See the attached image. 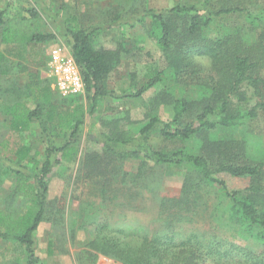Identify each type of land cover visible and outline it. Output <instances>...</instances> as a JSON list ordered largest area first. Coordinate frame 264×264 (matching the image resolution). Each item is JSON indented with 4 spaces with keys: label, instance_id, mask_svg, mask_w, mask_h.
<instances>
[{
    "label": "trees",
    "instance_id": "16d2710c",
    "mask_svg": "<svg viewBox=\"0 0 264 264\" xmlns=\"http://www.w3.org/2000/svg\"><path fill=\"white\" fill-rule=\"evenodd\" d=\"M194 1L197 4L191 8L178 5L161 11L147 10L137 18H127L125 13L119 12L105 26L83 28L70 19L61 21L62 36L80 69L92 111L103 98L140 99L148 90L161 84L165 75L164 70L154 69L139 85L133 84L132 89H121L119 93L108 90L107 78L120 62L121 53L127 51L123 44L115 49H96L94 36L115 25L133 27L134 22L143 23L150 19L155 26L152 34L156 46L166 68L171 70L172 79L183 84L195 83L200 88L195 101L174 98L171 92L162 93V99L155 103L154 109L146 111L142 121H130L125 113L114 114L110 120L104 118L102 128L108 132L101 134L100 144L107 162L101 164L99 155L84 159V169L90 173L95 171L98 176L107 173V166L112 163L128 160L140 161L139 173L143 165L149 163L162 169L186 167L193 171L184 178L178 198H160L159 208L165 217L163 231L151 234L145 231L133 244L114 239L109 234L108 225L95 229L92 250L118 258L123 264H264V160L248 151H251V144L247 142L211 137L215 131L248 127V123L258 117L259 110L264 112V9L252 12L243 0ZM39 16L36 9H30L25 16L9 19H4V11L0 12V42L4 45H26L54 40L55 35L36 32ZM177 16L187 18L182 34L175 28ZM215 23L220 24V35L206 37L205 30ZM195 56L207 58L209 66L197 63ZM29 88L26 87V91L29 92ZM41 91L44 93L46 89ZM55 93L63 100L81 97H62ZM249 93L259 100L251 107H243L241 104ZM15 97L17 102L8 107L7 113L10 129L20 133L26 131L32 122L39 121L41 107L30 110L25 103L18 101V95ZM162 101L171 106L170 115L164 119L159 118L155 108ZM122 121L130 125L142 124L137 137L121 128ZM47 122H54L52 113ZM81 125V120L70 119L68 115H58L53 126L57 133L50 134L42 125L47 146L39 168L38 162L29 156L28 147L21 146L11 151L12 156L0 153V169L14 182L12 195H20L23 200V212L19 216L0 211V239L13 240L23 246L25 264L40 262L35 253L34 232L46 212L47 181L63 160L75 155ZM153 132H158L166 141L182 145L168 151L155 149L149 143ZM188 142H194L205 152L204 155L187 149L184 144ZM4 145L2 149L5 150ZM25 160L33 166L29 168L24 164ZM115 173L118 174L117 169ZM222 173L234 178H249L251 182L243 190H229L217 177ZM121 176H126V173ZM201 183L214 187L220 193L219 199L226 205L229 225L240 226L260 249H246L234 243L226 247L219 238L211 237L206 241L196 234L185 241H174L177 225L185 221L186 212L190 210L194 214L202 205Z\"/></svg>",
    "mask_w": 264,
    "mask_h": 264
},
{
    "label": "rangeland",
    "instance_id": "374dc122",
    "mask_svg": "<svg viewBox=\"0 0 264 264\" xmlns=\"http://www.w3.org/2000/svg\"><path fill=\"white\" fill-rule=\"evenodd\" d=\"M243 1L252 12L264 9V0ZM195 4L197 2L194 0H0V12L4 11V19L25 16L30 9H36L40 13L36 20V32L55 35L54 40L45 43L4 45L0 42V153L12 156L11 151L14 152L21 146L28 147L29 156L34 158L35 163L38 162L39 168L47 146L42 125L48 128L50 134H54L58 132L53 130L58 115H68L70 119L82 122L75 144V155L63 160L47 181L46 212L34 232V248L39 264H123L118 258L92 250L95 229L108 225L109 234L114 239L133 244L137 236L143 235L145 231L149 234L163 231L162 221L165 217H162L159 208L160 198H178L184 178L193 172L186 167L162 169L152 167L149 163L147 166L143 165V170L139 173V160L114 162L107 166L109 171L100 176L95 171L90 173V170L84 169L86 156L99 155L101 164L107 162L100 144L101 134L108 132L102 128L104 118L110 120L114 114L125 113L130 121H142L146 111L154 109L155 103L162 99V93L171 92L170 95L174 98L195 101L200 88L195 83L183 84L172 79L171 70L166 68V62L158 51L152 34L155 26L150 19H146L143 23L134 22L133 27L128 24L115 25L97 32L94 46L96 49H115L123 44L127 51L121 53L120 62L107 78L108 90L119 93L121 89H132L133 84L139 85L154 69L165 71L161 84L136 100L103 98L96 103L94 111L88 92L78 99L63 100L52 89L48 74V51L51 47L62 46L71 55L62 36L61 21L70 19L83 28L105 26L119 12L125 13L127 18H137L147 10L161 11L178 5L191 8ZM175 25L177 32L182 34L187 26V18L177 16ZM220 30V24L215 23L205 30V36L214 38L220 35ZM194 58L204 67L209 66L207 58ZM28 86L29 92L25 89ZM40 88H45L46 92L43 93ZM16 95L20 97L18 101L25 103L30 110L41 107L39 121L32 122L26 131L20 133H14L10 129V116L7 113L8 107L16 101ZM258 100L249 93L241 105L251 107ZM155 108L160 119L171 113V106L163 101ZM51 113L54 122L50 124L47 119ZM141 125H130L122 121L121 128L137 137ZM211 135L215 140L247 142L251 144V151H248L260 155L261 160H264L262 110L258 111L255 120L248 123V127L215 131ZM4 143L5 150L2 149ZM149 143L155 149L165 151L182 145L176 141L164 140L158 132L152 133ZM256 144L258 145L255 146ZM184 145L194 154L205 153L194 142ZM24 164L29 168L33 166L27 160ZM116 169L118 174L115 173ZM123 173L126 176H121ZM217 177L233 191L243 190L251 182L249 178H234L225 173L218 174ZM200 185L202 205L194 214L190 210L186 212L185 221L177 225L174 241L181 242L198 235L206 241L211 240V237L219 238L226 247L234 243L246 249H260L244 234L240 226L229 225L226 205L219 199L220 193L214 187L204 186L203 183ZM13 188V179L8 178L0 169V211L15 217L23 212V200L20 195H12ZM25 262L23 246L13 240L0 239V264Z\"/></svg>",
    "mask_w": 264,
    "mask_h": 264
},
{
    "label": "built area",
    "instance_id": "2783aa9c",
    "mask_svg": "<svg viewBox=\"0 0 264 264\" xmlns=\"http://www.w3.org/2000/svg\"><path fill=\"white\" fill-rule=\"evenodd\" d=\"M48 74L52 89L60 96L84 94L80 69L62 46L55 45L48 51Z\"/></svg>",
    "mask_w": 264,
    "mask_h": 264
}]
</instances>
